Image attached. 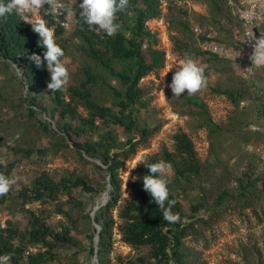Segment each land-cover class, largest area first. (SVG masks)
Wrapping results in <instances>:
<instances>
[{
	"label": "rangeland",
	"instance_id": "374dc122",
	"mask_svg": "<svg viewBox=\"0 0 264 264\" xmlns=\"http://www.w3.org/2000/svg\"><path fill=\"white\" fill-rule=\"evenodd\" d=\"M64 1L70 9L68 18L74 27L72 10L79 9L81 0ZM215 1L217 4L211 0H171L172 10L161 11V20L151 24L158 39L155 47L166 53L163 68L142 80L145 107L140 106L137 116L150 135L137 147V153L127 156L130 149L125 144L127 136L114 126L100 124V132L88 139L98 142L108 131L115 129L116 147L110 154L125 160V168L121 171L123 206L131 193V182L139 165L147 157L161 155L165 150L175 152L174 136L179 132L186 133L194 143L201 163V179L192 178L191 183L174 187L185 212L190 213L191 204L202 195L212 206L223 191L232 194L222 206L202 213L203 220L195 222V231L186 241L193 255L190 263L264 264V112L260 109L264 103V67L251 69L248 52L240 43L243 33L240 15L246 0ZM259 6L263 15L260 30L264 36V0H259ZM180 23L188 24L191 31ZM203 35L225 45L230 52L229 58L214 62L207 55H189L176 48L175 40H178L196 49L198 36ZM81 47V42L76 40L62 57L70 77L66 86L83 83L85 70L92 69L100 85L97 98L103 105L111 107L113 94L109 87L120 88L121 84L103 67L94 64ZM186 56L204 69L207 86L195 94L221 127L218 134H211L204 126V116L199 108L185 104L168 87V75L175 73L177 65ZM13 65L0 62V164L10 166V178L16 180L9 188V201L0 211V222L5 225L6 221H12L17 228L26 229L27 220L18 194L24 187H30L43 172H49L56 180L82 177L99 196L89 195L81 189L70 194L60 191L56 199L46 197L45 201L29 204L26 209H46L48 222L54 229H70L77 243H60L54 250L62 264H99L92 253L97 237L92 213L107 193L109 196L111 188L106 168L101 158L92 157L75 145L82 140L69 139L52 122L51 90L45 88L40 94V101L49 109L48 114L36 110V114L31 115V104L21 101L30 90ZM222 90H244L249 97L233 104L219 92ZM80 110L83 112L82 108ZM43 123L48 125V130ZM174 175L171 168L167 178L172 179ZM241 180L254 184L249 185L248 194L244 196ZM60 208L69 213L70 218L59 212ZM119 211L120 207L115 212L117 226L110 254L112 264H126L127 259L137 255L123 242ZM148 251L145 248L141 253Z\"/></svg>",
	"mask_w": 264,
	"mask_h": 264
},
{
	"label": "trees",
	"instance_id": "16d2710c",
	"mask_svg": "<svg viewBox=\"0 0 264 264\" xmlns=\"http://www.w3.org/2000/svg\"><path fill=\"white\" fill-rule=\"evenodd\" d=\"M58 1L62 2L65 19L69 21L67 13L70 10L69 7L64 0ZM170 1L168 0V11L172 10ZM211 1L217 4L215 0ZM160 6L161 0H128L127 10L116 14L119 29L111 37L102 36L94 28L90 29L83 24L79 18L80 9L72 10L74 15L71 18L74 27L69 21L70 28L72 24L71 29L57 24L53 14H47V5L40 10L47 24L55 28V40L63 52L79 40L87 57L97 66L103 67L121 84L120 88L109 87L113 94L111 107L103 105L98 100L97 92L100 85L92 69L85 70L86 80L83 83L65 85L63 90L50 93L53 104V109L50 111L52 122L69 139L82 140V143L75 142L80 150L92 157L101 158L109 178L108 185L111 189L108 202L96 211L94 217L95 223L101 228L99 233L97 229L95 230V236L99 234L97 252L99 264H112L110 254L113 250L117 226L115 212L119 207L118 217L122 221L119 228L123 242L137 253L136 256L127 259L126 264H191L190 258L193 255L186 246V241L195 231V222L203 220L202 213H209L211 209L222 206L232 196L230 192L223 191L215 204L211 206L202 195L200 200L191 204L190 213L185 212L179 195L174 192V187L179 188L184 183H191L192 178L201 179V163L190 137L184 132H179L174 136L175 152L165 150L161 155L147 157L139 165L137 175L131 182V193L121 206L124 196L121 171L125 168V160L122 161L118 156L110 154L111 149L116 147V131L115 129L108 131L98 142L88 139L92 134L100 132V124L114 126L127 136L125 144L130 146L127 155L129 157L137 153V147L149 138L150 131L141 126L137 114L140 106L145 107L142 101L145 94L142 80L151 73H157L164 66L166 52L155 47L158 43L157 34L146 26L147 21L160 17ZM242 10L243 7L240 15L243 24ZM182 13L186 14L184 11ZM180 25L191 31L188 24L180 23ZM95 27L98 28V26ZM260 27L261 25L257 32L263 36ZM69 30L72 31L67 35ZM198 38L200 40L196 49L178 40H175L176 48L186 51L189 55H207L214 62L229 58L204 51L201 47L205 41L217 42L216 40L204 35ZM240 43L249 55L242 39ZM43 52L44 49L39 45V36L32 30L31 24L21 21L16 15L0 18V62L15 64L21 70L23 81L27 83L30 90L21 101L31 104V115H35L36 110L48 114L49 110L46 104L40 101V94L43 89L48 88L50 72L46 64L37 68L29 59L32 54L40 55L43 59ZM173 74L168 75L169 83ZM219 92L227 96L233 104H239L241 100L249 97L248 92L244 90ZM179 98L185 104H192L200 109V113L204 116V126L211 134L215 135L221 131V127L213 120L207 105L199 96L187 95L186 92ZM260 109L263 113L264 103ZM43 125L45 129H49L47 124L43 123ZM161 160L169 163L175 173L174 178H168L169 198L175 201L172 211L179 214V220L175 223L163 220L160 209L143 188L141 178L148 174V169L143 164ZM10 170V166L0 164V174L10 177ZM240 185L244 196L248 194L249 185L254 184L241 180ZM75 189L99 196L98 191L82 177L74 179L63 177L56 180L49 172H43L30 187L20 190L18 196L22 199V212L27 220V227L21 230L12 221H6L5 225L0 222V255L10 254V264H62L54 250L60 243H77L70 229L65 228L62 231L54 229L48 222L49 214L46 209H26V206L43 202L46 197L56 199L60 191L70 194ZM10 194L9 190L0 194V211L9 201ZM59 212L70 218V214L61 208ZM90 239L93 238L90 237ZM145 248L149 251L142 254ZM92 253L95 255V247Z\"/></svg>",
	"mask_w": 264,
	"mask_h": 264
},
{
	"label": "clouds",
	"instance_id": "9594fccd",
	"mask_svg": "<svg viewBox=\"0 0 264 264\" xmlns=\"http://www.w3.org/2000/svg\"><path fill=\"white\" fill-rule=\"evenodd\" d=\"M45 5H47V14L58 13L63 7L55 0H0V18L16 15L21 21L31 24L32 30L39 36V45L44 49V52L43 59L37 54H32L29 59L37 68L46 64L51 75L48 83L49 90H63L70 78L61 59L64 52L56 43L53 29L47 25L43 18L37 19V14ZM127 8L128 0H81L79 18L90 29L94 28L102 36L111 37L119 29V24L116 23V14L126 11ZM62 26L67 27L66 24ZM250 59L253 67H264V36L256 39ZM13 66L18 73L21 72L16 65ZM177 66L171 83L168 85L175 97H181L185 91H187V95L195 94L207 86L204 69L191 57L186 56ZM26 91H28L27 87ZM143 165L148 169V174L141 178L144 190L160 209L163 220L175 223L179 220V214L172 211L175 201L169 198V179L167 178V172L171 169V165L162 160ZM15 182L16 180L13 178L0 174V194L8 192L10 186ZM10 261V254L0 255V264H10Z\"/></svg>",
	"mask_w": 264,
	"mask_h": 264
},
{
	"label": "built area",
	"instance_id": "2783aa9c",
	"mask_svg": "<svg viewBox=\"0 0 264 264\" xmlns=\"http://www.w3.org/2000/svg\"><path fill=\"white\" fill-rule=\"evenodd\" d=\"M55 2L63 5L62 2H60L58 0H56ZM168 6H169L168 0H161L160 8H161L162 12L167 10ZM53 16L55 17V21L57 22V24H59L61 26L63 24H66L67 27H64V26H62V27L66 28V29L70 28V22L67 19H65L63 7L60 9V12L54 13ZM40 18L44 19V17L39 12L37 14V19H40ZM158 20H161V19L157 18V19L149 20L146 22V26L148 27V29L150 31L156 32L154 30V27H152L151 24L154 21H158ZM242 21H243V27H244V31L242 33V43L248 49L249 56L251 57L253 54V51H254L255 41H256V39H258L260 37L259 33L257 32V29L261 25V23L263 22V15L260 13L259 0H246L245 1L244 7L242 10ZM161 23H163V21H161ZM50 28H52V27H50ZM52 29H53L54 34H55V28H52ZM201 47L203 48L204 51L211 52L214 54H218V55L224 56V57H228L230 54L229 49L225 45L219 44L215 41H205L201 44ZM250 62H251L250 66L252 69L253 63H252L251 59H250ZM242 104L244 105V102Z\"/></svg>",
	"mask_w": 264,
	"mask_h": 264
},
{
	"label": "water",
	"instance_id": "95a60500",
	"mask_svg": "<svg viewBox=\"0 0 264 264\" xmlns=\"http://www.w3.org/2000/svg\"><path fill=\"white\" fill-rule=\"evenodd\" d=\"M108 199H109V196L107 198H105V200L100 204V205H97L96 208L94 209L93 213H92V217L94 218L95 217V213L96 211L102 206V205H105L107 202H108ZM96 229L98 231V233L100 232L101 228L98 224H96ZM98 243H99V234H97V237H96V240H95V257L96 259L98 260L97 258V252H98Z\"/></svg>",
	"mask_w": 264,
	"mask_h": 264
},
{
	"label": "bare ground",
	"instance_id": "6f19581e",
	"mask_svg": "<svg viewBox=\"0 0 264 264\" xmlns=\"http://www.w3.org/2000/svg\"><path fill=\"white\" fill-rule=\"evenodd\" d=\"M107 196H108V193H107L106 196L104 197V200H105V198H107Z\"/></svg>",
	"mask_w": 264,
	"mask_h": 264
},
{
	"label": "crops",
	"instance_id": "0c3cea01",
	"mask_svg": "<svg viewBox=\"0 0 264 264\" xmlns=\"http://www.w3.org/2000/svg\"><path fill=\"white\" fill-rule=\"evenodd\" d=\"M261 4H263L262 2H261ZM262 24V23H261Z\"/></svg>",
	"mask_w": 264,
	"mask_h": 264
}]
</instances>
